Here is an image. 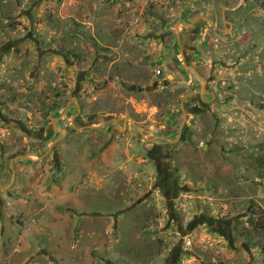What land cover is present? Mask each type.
<instances>
[{
  "label": "rangeland",
  "instance_id": "rangeland-1",
  "mask_svg": "<svg viewBox=\"0 0 264 264\" xmlns=\"http://www.w3.org/2000/svg\"><path fill=\"white\" fill-rule=\"evenodd\" d=\"M0 264H264V0H0Z\"/></svg>",
  "mask_w": 264,
  "mask_h": 264
},
{
  "label": "flooded vegetation",
  "instance_id": "flooded-vegetation-1",
  "mask_svg": "<svg viewBox=\"0 0 264 264\" xmlns=\"http://www.w3.org/2000/svg\"><path fill=\"white\" fill-rule=\"evenodd\" d=\"M187 40L188 42H191L192 40V35H187ZM72 106L75 107V114L73 116H71L70 118L68 117V114L70 113V108L68 110H66V113H65V116L61 119L62 120H68L69 121V124H68V128L67 130L63 131L61 133V136H63V139L65 140H69L68 144H72V138H81V134L83 132H85L86 130H90V131H96L92 128H88L89 126H87V122L85 121V119H87V121H94V117H85L84 118V115H83V108H82V105H79L77 103H73ZM200 109L197 107V106H192L191 108V112L192 113H198L199 114V111ZM76 113H78V115H76ZM75 117V119L73 120L72 118ZM60 121V122H61ZM71 121L74 123H71ZM136 121L134 120H129L127 121L125 124L123 123V126L121 127L122 128V132H117L116 130V127H117V122H112L108 125H105L103 126L102 128L104 129H109L108 127H110L111 125H114L115 126V130H116V133H114L113 135L116 136L117 133H121L122 135H126V134H130V131L131 129L132 130H136L138 133H139V129H137V126H136ZM92 127H94V125H92ZM82 129V130H81ZM114 130V131H115ZM185 131L186 129L184 128L183 131H182V136L181 138L178 140L177 143L175 144H172L173 142L171 141H168V140H163V139H160L158 141H154L152 144L151 147L148 148V150L146 151V157H147V160L149 162H151L152 164H154V169L156 170V173L158 174V177H159V185L161 186V188H163L165 191H167V189H165V187L167 186V182L169 180H171L172 178V175H174V171H172V166L171 164H169L172 159V153L169 154L168 151L167 152H164L165 150V145H172L173 147L176 146L178 143H185L187 142L188 140L185 139ZM55 133V131H52L51 130V135ZM140 138L142 140V135L140 134ZM76 142V141H75ZM73 145V144H72ZM108 148V145L106 147L103 148V150L99 153V155H101L102 157V154H104V152L107 150ZM98 155V156H99ZM130 162L133 161V158H130L129 159ZM147 162L146 160H143V159H140V163H145ZM120 171H124L125 168L124 167H120L119 169ZM176 183L174 182L173 183V188L175 190H177L178 188L176 187L175 185ZM166 185V186H165ZM166 193V192H165ZM218 224H220V221L217 222Z\"/></svg>",
  "mask_w": 264,
  "mask_h": 264
}]
</instances>
